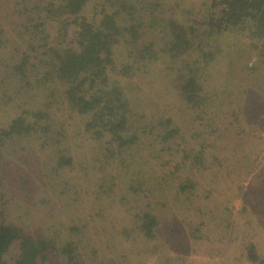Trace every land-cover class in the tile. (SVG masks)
<instances>
[{
    "label": "rangeland",
    "instance_id": "rangeland-1",
    "mask_svg": "<svg viewBox=\"0 0 264 264\" xmlns=\"http://www.w3.org/2000/svg\"><path fill=\"white\" fill-rule=\"evenodd\" d=\"M37 1L0 0V45L27 26L24 15L13 17L20 4ZM164 2L192 45L160 52L154 65L132 63L126 44L114 48L110 83L128 102L126 135L135 141L114 161L109 136L84 129L66 87L35 65L11 78L9 44L0 49V131L16 118L31 125L41 112L59 133L47 134L45 146L35 137L0 141V213L58 248L71 241L82 264H264V30L244 20L213 33L209 0ZM184 95H193L190 104ZM165 122L171 140L161 135ZM60 157L72 165L57 173ZM150 218L147 236L141 226ZM17 252L9 250L10 264ZM55 253L49 264L68 259Z\"/></svg>",
    "mask_w": 264,
    "mask_h": 264
},
{
    "label": "trees",
    "instance_id": "trees-1",
    "mask_svg": "<svg viewBox=\"0 0 264 264\" xmlns=\"http://www.w3.org/2000/svg\"><path fill=\"white\" fill-rule=\"evenodd\" d=\"M167 9L170 10L164 0H39L31 8L22 2L13 17L24 15L27 23L23 25L27 26H19L20 34L16 40L3 41L0 49L9 44L6 52L11 50L13 57V64H8L13 71L11 78H23L21 76L28 72L27 69L35 65L44 69L42 79L66 87L64 97L69 107L88 121L84 129L96 139L105 134L109 136L107 153L114 161L135 141L134 136L126 135L130 131L131 117L128 102L117 84L110 83L109 73L114 68L113 50L126 44L129 60L143 65H154L160 52L177 55L188 50L192 44L183 30V23L170 20L172 15L168 16ZM208 11L207 25L213 33L233 30L244 20L264 30V0H209ZM86 12H89L88 16ZM141 15H146V24L140 21ZM157 23L163 26L159 27ZM146 28L154 39L156 31L161 39L148 40L149 35L143 32ZM23 29L27 33L22 32ZM35 34L41 37L33 40L31 36ZM201 37L194 36L192 43ZM255 62L258 60L251 64ZM193 80L187 79L186 86L193 88ZM191 98L193 95H184L189 104ZM32 115L31 125H24V119H14L8 129L0 131V141L35 137L45 146L47 134H59L43 113ZM162 126L164 132L161 135L171 140L169 124L165 122ZM67 165H72L71 159L60 157L57 173L59 168ZM20 177L26 186L30 177L28 174ZM153 224L150 218L141 226L147 236L152 234ZM75 231L71 229L69 234ZM71 245L74 244L68 240L58 248L52 240L5 223L0 213V264H10L6 257L13 246L18 252L12 264H49L48 255L53 252L60 255L59 249L68 259L57 264H82Z\"/></svg>",
    "mask_w": 264,
    "mask_h": 264
},
{
    "label": "crops",
    "instance_id": "crops-1",
    "mask_svg": "<svg viewBox=\"0 0 264 264\" xmlns=\"http://www.w3.org/2000/svg\"><path fill=\"white\" fill-rule=\"evenodd\" d=\"M259 62V61H258Z\"/></svg>",
    "mask_w": 264,
    "mask_h": 264
}]
</instances>
